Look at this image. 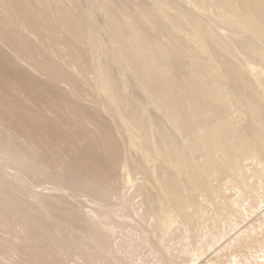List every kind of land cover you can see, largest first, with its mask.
Segmentation results:
<instances>
[{"label":"rangeland","instance_id":"1","mask_svg":"<svg viewBox=\"0 0 264 264\" xmlns=\"http://www.w3.org/2000/svg\"><path fill=\"white\" fill-rule=\"evenodd\" d=\"M0 264H264V0H0Z\"/></svg>","mask_w":264,"mask_h":264},{"label":"bare ground","instance_id":"2","mask_svg":"<svg viewBox=\"0 0 264 264\" xmlns=\"http://www.w3.org/2000/svg\"><path fill=\"white\" fill-rule=\"evenodd\" d=\"M105 83L106 82H103V85L101 88H102L103 93L107 94L109 97L110 91H109L108 86ZM143 89L146 92V94L148 96V101L150 103H156L158 105V107L163 108L162 102L164 103V101H162V102L159 101V99L162 98L161 92H158L156 95H154V94H152V92H150L148 90V87H146V85H143ZM160 100H162V99H160ZM123 108H124V110L129 112V115H131L134 120L139 122L140 126H141L142 119L145 121L142 128H141V131H140L141 133H140L139 137H137L136 139L134 138L133 140L137 141L139 143H147V142L150 143L151 142V140H150V138H151L150 137L151 123H146L149 120L147 121V118H144V114H143L144 112H142V115H141L140 112L136 110L133 102L129 101V100L125 101ZM149 130H150V132H149ZM128 131H131V129L129 127H128ZM159 131H161L164 134L166 142H164V145H161V148H158L157 151H164V149H165L166 154H168L169 156L174 155L175 161H174L173 165L176 167V169L179 171L185 172L189 176L194 187H196V188H199L200 186L202 187L204 179L202 178L201 167L198 164L194 163L192 161V159L188 158L186 155L183 154L182 147L175 145L174 136L169 135V133H166L160 125H159ZM211 245H213V242L210 243V246Z\"/></svg>","mask_w":264,"mask_h":264}]
</instances>
